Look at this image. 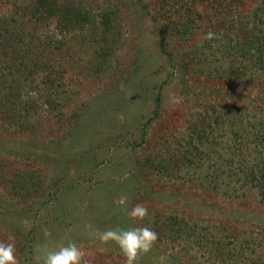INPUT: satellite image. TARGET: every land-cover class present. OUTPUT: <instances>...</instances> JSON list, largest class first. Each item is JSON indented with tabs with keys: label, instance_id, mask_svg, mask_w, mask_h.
Listing matches in <instances>:
<instances>
[{
	"label": "rangeland",
	"instance_id": "rangeland-1",
	"mask_svg": "<svg viewBox=\"0 0 264 264\" xmlns=\"http://www.w3.org/2000/svg\"><path fill=\"white\" fill-rule=\"evenodd\" d=\"M11 17L0 241L15 237L19 264L69 242L87 264H124L89 235L117 226L158 234L137 264H264L258 192L217 178L234 111H264V0H0Z\"/></svg>",
	"mask_w": 264,
	"mask_h": 264
},
{
	"label": "clouds",
	"instance_id": "clouds-1",
	"mask_svg": "<svg viewBox=\"0 0 264 264\" xmlns=\"http://www.w3.org/2000/svg\"><path fill=\"white\" fill-rule=\"evenodd\" d=\"M216 38V34L209 30L205 40ZM118 207L127 204V197H119L116 200ZM127 215L132 221H144L149 215L148 208L137 203ZM91 228V225H86ZM101 245L115 244L123 257L124 264H137L142 254L151 251L158 239V234L150 227H132L123 229L119 226L103 231L95 229L89 233ZM36 264H87L84 260V251L75 242H69L66 246L49 248L47 245H36L34 248ZM0 264H19L16 257L15 237L9 235L6 241H0Z\"/></svg>",
	"mask_w": 264,
	"mask_h": 264
},
{
	"label": "trees",
	"instance_id": "trees-1",
	"mask_svg": "<svg viewBox=\"0 0 264 264\" xmlns=\"http://www.w3.org/2000/svg\"><path fill=\"white\" fill-rule=\"evenodd\" d=\"M16 23L14 17L10 20L0 18V44L4 47L11 40ZM258 59V65L264 64L262 58ZM254 110L252 114H248L246 108L234 111L235 126L231 137L234 152L223 158L224 168L217 178L222 179L226 186L239 183L242 188L253 187L264 203V111L259 108ZM227 190L229 196L235 193L230 187Z\"/></svg>",
	"mask_w": 264,
	"mask_h": 264
}]
</instances>
